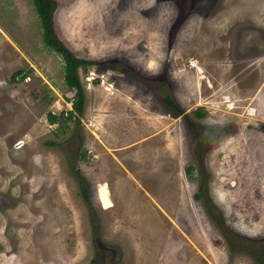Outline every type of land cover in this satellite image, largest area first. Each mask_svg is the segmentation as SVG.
<instances>
[{
  "label": "rangeland",
  "instance_id": "obj_1",
  "mask_svg": "<svg viewBox=\"0 0 264 264\" xmlns=\"http://www.w3.org/2000/svg\"><path fill=\"white\" fill-rule=\"evenodd\" d=\"M54 1L58 37L92 64L79 115L32 1L0 0V264H264V0ZM245 23L239 51L263 58L237 83ZM198 109L224 131L205 175L184 128Z\"/></svg>",
  "mask_w": 264,
  "mask_h": 264
},
{
  "label": "flooded vegetation",
  "instance_id": "obj_2",
  "mask_svg": "<svg viewBox=\"0 0 264 264\" xmlns=\"http://www.w3.org/2000/svg\"><path fill=\"white\" fill-rule=\"evenodd\" d=\"M172 1V0H171ZM179 4H183L186 5L190 0H185L184 2H182V0H173ZM172 1V2H173ZM175 2H173L175 5H177ZM187 2V3H186ZM160 3V2H159ZM182 5V6H183ZM180 8V7H178ZM192 8L191 6L189 8H187L186 10H183V12L178 16L179 18H183V21L186 20L188 18V16L191 14ZM181 24V21L179 20L177 26H179ZM245 25H250L248 23L245 24H240V25H236L232 28L231 32L229 33L232 41H233V48L234 45H236L235 47V51L232 50V54L230 55V57L228 58L230 61L232 58V60L234 62H232L231 67L234 68L233 73L230 71V76L231 78H234L235 82H239V78L240 75L243 73L244 70H246L249 67V71L244 73L243 78L244 79H251L252 77V72L254 70H256L258 68V66L256 65V62L258 60H260L261 58H263V55L260 54V52L258 50H254L251 49L250 47L252 46H248V48H246V46L241 50H240V42H241V31L240 27L245 26ZM256 52V53H255ZM234 63H236V68L234 67ZM256 76V75H255ZM162 83V82H160ZM253 86H255V83H253ZM242 88L243 85H242ZM163 100V98H162ZM161 100V102L163 103V101ZM201 110V109H198ZM196 110V111H198ZM196 111L194 112V116H196ZM202 112V110H201ZM203 112H202V116H203ZM201 116V117H202ZM201 117H197L195 119L192 118H188L187 121H185L184 124V128H185V132H186V137L188 140V144L190 146V156L191 158L194 160V170L198 171V173L202 174L206 172V156L209 153V151L211 150L213 144L217 141V139L219 137H221L224 134L223 130L217 129V130H208L206 127H200L198 124L197 119H201ZM186 118V119H187ZM186 173H190L192 171V168H186L185 169ZM204 178V177H202ZM207 181L204 179H202V181L199 182L198 185V193L195 194L193 196V200H197L200 201L201 204L204 206L205 210L208 211V203L205 199V193H206V188H207ZM9 196V195H8ZM196 196H198L196 198ZM11 198H13L10 195ZM84 200H86L87 203H89V197L86 195H84ZM3 200V199H2ZM95 217V213L92 214L91 216V220L93 222L94 225V229L96 231H100L99 225H96L95 221L96 219H94ZM211 220H213L214 224L217 226L218 229H220L217 225L216 221H220L221 219L217 218L216 216H214V218H212ZM221 231V230H220ZM1 248V246H0ZM1 251H0V255H1ZM253 260L255 261V259L253 258ZM256 262V261H255Z\"/></svg>",
  "mask_w": 264,
  "mask_h": 264
},
{
  "label": "trees",
  "instance_id": "obj_3",
  "mask_svg": "<svg viewBox=\"0 0 264 264\" xmlns=\"http://www.w3.org/2000/svg\"><path fill=\"white\" fill-rule=\"evenodd\" d=\"M35 10L39 16L41 27H42V40L43 43L50 49H53L55 52L60 54L64 60V80L70 89L75 91L74 96L71 100L72 104V112L70 111V115L73 113L81 114L83 111L84 105V92L81 84V79L79 76V69L81 68L83 71L87 72L88 67L92 64L87 61L76 57V55L69 50V48L64 44V42L58 37L55 27H54V13L56 10V3L54 0H31ZM109 68V67H108ZM112 68V67H111ZM114 70H118L120 72L128 73L134 77H141L137 74H134L131 70L122 68H112ZM20 74V71L15 72L13 76H17ZM140 79H143L142 77ZM144 80V79H143ZM163 104L174 111L175 113L182 114L178 105L171 99L168 95L163 97ZM196 116L201 117V110L196 111ZM57 118L55 115H49V121L51 123ZM198 196H196L197 198ZM218 227L221 232L227 234L225 231V223L221 219L220 221H216ZM232 239H235L232 238ZM242 244V242H239ZM252 257L255 259L257 264H263L261 260L258 259L257 256L252 254Z\"/></svg>",
  "mask_w": 264,
  "mask_h": 264
},
{
  "label": "bare ground",
  "instance_id": "obj_4",
  "mask_svg": "<svg viewBox=\"0 0 264 264\" xmlns=\"http://www.w3.org/2000/svg\"><path fill=\"white\" fill-rule=\"evenodd\" d=\"M100 189V188H99ZM100 201H102L103 203H100V204H104V205H107L108 204V200H107V197H106V194H105V191L101 190L100 191ZM4 196L6 195H0V198H3ZM10 197V196H9ZM102 206V205H101Z\"/></svg>",
  "mask_w": 264,
  "mask_h": 264
}]
</instances>
